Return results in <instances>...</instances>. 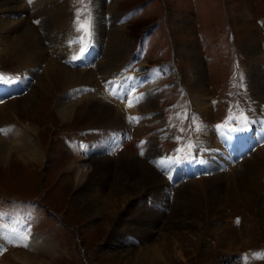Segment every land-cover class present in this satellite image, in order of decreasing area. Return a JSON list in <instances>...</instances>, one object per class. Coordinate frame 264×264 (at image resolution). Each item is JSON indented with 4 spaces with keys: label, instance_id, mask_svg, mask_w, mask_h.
<instances>
[{
    "label": "rangeland",
    "instance_id": "1",
    "mask_svg": "<svg viewBox=\"0 0 264 264\" xmlns=\"http://www.w3.org/2000/svg\"><path fill=\"white\" fill-rule=\"evenodd\" d=\"M24 1L28 19L44 40L50 58L55 57L51 53L54 52L63 57L62 64L69 70L90 69L97 75L99 86L87 90L90 94L104 90L111 97L106 91L111 85L106 74L114 68H122L117 77H114L116 70L108 77V80L116 78V83L120 78L132 80V77L146 75L150 76L149 81H157L152 87L145 85V90L138 91L139 94L136 91L139 88L133 87L132 82L124 83L128 85L127 92L120 91L125 94L120 100L124 105L121 109H118L121 105L115 108L122 112L126 122L127 134H122L118 126H113L112 118L102 112L95 117L87 103L73 118L61 120L55 101L65 91L61 87L42 94L44 83L40 79L44 78L45 65L41 70L31 69L22 75L19 58L0 56L1 82L15 85L22 83L23 78L27 82L24 81L25 87L18 95H5L2 102L11 104L17 97L18 100L23 98L22 104L26 105L38 98L31 111L19 113L9 123L25 129L24 126L35 121L40 127L38 134H34L35 141L43 145L46 156L49 153L48 159L39 165L26 163L16 156L0 164V207L24 212L20 217L19 213L13 215L14 221L8 220V223L3 221L8 214H1L0 226H11L15 219L20 221L27 217L32 225L29 230L46 236L57 250L53 255H40L24 243H6L0 248V264H25L21 257L11 253L13 250L40 258L46 264H141V259H133L134 254L119 255L123 247L115 245L113 234L127 229L130 234L125 238L133 239L134 228L140 229L141 224L151 218L148 208L161 213L156 215L157 230L162 233L159 238L166 234L173 238L170 239L173 242L171 256L161 264H234V261L236 264H264V209L253 201L235 199L227 192L232 186L230 182L235 180L240 182L249 176L259 180L256 171L254 175L249 172L260 165L264 168V143L256 142L252 152L227 160L220 154L226 151L219 141L223 132L220 129H252L253 136L258 129L254 123L264 124V92L254 82L256 69L260 67L264 71V66L259 63L254 68L250 53L251 46H256L264 58V0H101L100 14L95 7L96 0H63L73 18L71 30L75 36L91 38L94 30L99 45L94 61L82 67L71 65L70 60L76 57L70 53V45L75 42L73 38L65 36L60 45L53 47L58 41L54 39L60 38L52 37L59 31L54 30L51 17L43 14L37 1ZM119 40L126 44L121 47ZM156 66L166 70L160 82L157 76L151 77L150 71ZM195 81L205 83L213 107L216 140H211L210 144L200 137L203 117L193 106L190 92V85ZM262 82L264 77L260 84ZM144 95L152 96L151 100L139 102V96ZM6 134L0 122V135ZM117 137L123 141L116 150L105 147ZM94 141H101L100 149L105 147L107 153L96 151L90 161L72 169V148L81 146L87 153L96 148ZM105 154L109 162H105L101 174L107 179L105 185H100L91 173L93 161ZM186 156L193 164L208 165V171L202 174L198 168L195 179L192 175L189 180L176 178L172 181V173L179 169L177 157ZM128 163L131 165L127 166ZM122 167L139 174L152 175L153 172L160 180L139 196L137 205H128L124 214L116 212L111 218V214L101 211L88 218L85 203L78 200L80 192L84 190L89 196L92 187L103 190L101 195L119 192L121 175H125V170L118 175ZM83 175L87 177L82 180ZM133 180L136 184V179ZM160 181L164 184H159ZM262 184L259 188L253 186L257 187L259 200L264 202ZM162 188V193H157ZM117 196L125 198L127 193L122 191ZM216 209L226 217L213 221L212 228L221 226L224 230L210 233V243L206 246L201 244V237L209 225L208 216L211 217ZM119 217L122 220L119 221ZM94 227L98 228L93 231ZM134 246L141 247V244Z\"/></svg>",
    "mask_w": 264,
    "mask_h": 264
},
{
    "label": "bare ground",
    "instance_id": "2",
    "mask_svg": "<svg viewBox=\"0 0 264 264\" xmlns=\"http://www.w3.org/2000/svg\"><path fill=\"white\" fill-rule=\"evenodd\" d=\"M35 1H37L38 5L42 6L43 14L48 17H51V19L49 20L53 22L55 26L54 30H56V32L59 31L52 36V37L60 38V39H54L58 41L52 44L53 47L60 45L64 40L63 38H65V36H68L70 38H73V40L75 41L73 44L70 45L71 48L70 53L72 56L74 55L77 56L79 54V51L81 50L80 48L81 46L80 43L76 42L75 33L71 30V25H73V18L71 17L69 10H67L65 5L62 3L63 0H32L31 3ZM95 7H97V11L99 14L102 13L103 5L101 0L95 1ZM32 9L38 13L35 6H33ZM3 12L6 15H3L2 14ZM28 18H29L28 7L26 6L24 0H0V34H6V36H2V37L0 36V56L10 57L11 55L16 57L17 59L19 58L18 59L19 70L22 75L28 74L31 69L33 70L38 68L39 70H41L45 65L42 70L43 71L42 74L44 75V78L40 79V82L42 81V83H44L42 94L43 93L48 94L49 92L51 93L53 89L55 90L61 87L64 88L65 91L64 94L62 93V95L59 96L58 99H56L55 101L56 112L59 118H61V120L63 119L66 121L69 120L70 118H73L76 115L77 111L83 108L82 107L83 104L87 103L88 108L91 110L92 114L95 117L96 116L98 117L99 113L102 112L103 114L106 115V117L112 118L111 121H113V126L114 124L116 125V127L118 126L119 128L117 130H119V132H121L122 134H127V130L124 128L126 125L125 119L123 117L122 112L118 110L121 109L124 103L120 102L119 99L118 101L112 100L111 97L109 98L105 94L104 90L101 91L100 93L98 92L97 94L96 93L90 94L87 90H89L91 87L93 88L99 86L97 75L94 74L93 71L90 69L81 70V71L69 70L62 64L61 59H63V57H60L59 54H56L54 52L51 53L55 57L50 58L51 55L49 56V50H46L44 48V40L42 39L40 34H38L36 29L32 25L31 20ZM101 35L103 34L100 32L99 37H101ZM124 44H126L124 40H119V45H121V47ZM250 53L253 56L252 62L255 66L254 68H257L259 66V63H261L260 64L261 66L262 65L264 66V61H263L264 58L260 54V50L258 47L251 46ZM109 63H111L110 60ZM259 68L260 67H258L255 71L254 82L256 87L258 86L259 88H261L260 91L264 92V87L261 86L264 85V82L260 84L261 77H264V71H262ZM121 69L122 68H114L109 72H107L106 74L107 81L112 82L114 77H117ZM113 70H116V73L114 74L113 79L108 80V77ZM150 72L151 74H153L152 75L153 77L154 75H156L160 82L161 76H159V68L157 67L153 68L151 69ZM38 77L39 75L37 76V78ZM142 77L143 78L140 79L132 78V80H129V82L131 81L133 82L136 88H139V90H136L137 93L138 91H142L143 87H146L145 85L150 84V86L152 87L156 84L157 81V80L149 81L150 79L149 75ZM23 80L26 82L24 78ZM27 81L28 82L30 81V77L27 78ZM122 82H124V80H122ZM143 83H145L144 86ZM204 84L201 83V81H195L190 85V92L192 95L191 97H192L193 106L196 107L197 112H200L201 116L203 117L204 124H202L201 126L202 127V132L200 134L201 140L203 142H208V144H210L209 142H211V140L213 141L216 140V134L213 131V127H214L212 121L213 107L211 102L209 103V98L207 97L208 92L207 89L204 87ZM21 86L25 87V84L22 83ZM19 88L20 86L15 87L14 88L15 92ZM102 96L105 97L101 99ZM151 97L152 96L145 97L144 95V96H139L138 99L139 102H143L145 100L144 102L147 103L149 102V100H151ZM1 101L2 99H0V102ZM36 101H34V103L30 101V103L23 105L22 104L23 98L18 100L17 97H15V101L11 102V104H6L4 101L0 105V122L2 123V132L8 133L6 134L7 136L0 135V164L5 162L8 163L9 161L13 160L15 156L17 157V159H21L26 163L27 161H29L37 165H39L42 162L44 163V159H48L49 153L46 156V151L43 145L35 141L34 134L37 135L40 130L39 125L35 121H32L34 124L31 123L29 125L24 126L25 129H18V127L14 125L15 123L13 124L9 123L11 122V119L15 116H18L19 113L21 112L28 113L29 111H31ZM117 105H121V106L118 108ZM130 107H132V105ZM115 108L118 109L116 110ZM263 128L264 127H261L259 129L260 136L264 131ZM31 130L33 131L31 132ZM217 131L219 132V129ZM227 133L230 134L228 130H226L225 133L222 132L220 134L219 141L223 149H225L226 151V154H224L223 151H221L220 154L224 156L225 159L228 160V159H232V157L235 156L234 155L235 150L233 149L232 146L230 147V149L227 148L226 146L227 138H228ZM230 135L233 136L232 134ZM115 141H117V143H114ZM115 141H112V143L107 144V146L105 147H107L109 150L112 148L116 150L118 144L123 140L117 137ZM99 142L101 141H98L97 143L96 141H94V143H96V148H92L87 153L83 151L84 149H82L81 146L72 148L73 151L71 150L70 151L74 152L73 154L74 156H73V161L71 162L70 165L71 168L72 169L77 168L79 165H81V163L90 161L92 159L91 155L95 154L94 152L96 151L106 152L105 147L100 149L102 146L100 147ZM217 160H219L218 157ZM105 162L106 163L109 162V159H107V154L101 156L100 158H97L96 161H93L94 168H93V173H91V175H93L95 178L99 180L100 185H105L104 180L107 179L105 177H102L101 174V171L106 166ZM130 165L131 163L127 166ZM96 169L100 170V173L96 172ZM260 169H264L263 166L261 167L260 165V167L258 168H252L250 169L249 172V175H254V171H256L259 180L257 179L254 180L253 178L251 179V176H249L250 179L248 178L247 180L242 179L240 180V182L236 180L230 182L232 186L230 185V189L229 191H227L228 194L233 198L244 202L253 201L258 205V207H260V209H264V202L259 200L258 198L259 196L257 194V187L259 188V184L263 183L262 185H264V170H260ZM123 170H125V175L123 174L121 175L120 183L122 186L120 187V189H118V191L119 192L124 191V193H127V196L125 198L124 197L118 198L117 194L119 192L113 193V191L106 193L105 195L103 194L101 195L100 192H102L103 190H100L99 187H92L89 196L85 193L84 190L80 192L78 200L79 202L85 203V212L87 213L88 218L95 217L96 214H100L101 211L104 213L111 214L110 216L111 218L114 217V214L116 212L117 213L120 212V214H124V211L127 210V207L129 209V206L131 204L137 205V202L140 199L139 196L142 195V193H144L145 190L150 185L153 186L152 185L153 183L160 180V179L158 180L159 176L153 172L152 175L150 173L143 174L142 172H141L142 174H139L135 170L129 171V169L126 170L123 169V167L118 170V175H120L123 172ZM100 176L101 178H98ZM86 177L87 175H83L82 180ZM133 178L136 179L135 180L136 184ZM258 181H260L261 183H258ZM158 183L160 184L163 182L160 181ZM133 186L134 189L132 188ZM162 190L163 188L157 191V193L160 192L159 194H161ZM218 190L220 192L222 191L221 189ZM218 210L220 209L218 208ZM218 210L216 209L215 212L212 213L211 217L208 216L207 222L209 220V225L207 228L204 227L206 229V232L203 233L201 237V244L203 245L207 246L208 243H210V240L208 238L210 233L216 234L215 232L216 230L218 229L222 231L224 230V227L221 226L212 228L213 221H216L220 218L225 219L226 217L224 212L222 211L219 212ZM148 211L150 213L151 218L149 220L146 219V222L141 224L140 229L134 228L135 233L131 232L132 233L131 238L133 239L125 238L130 234V232L127 231V229L126 230L122 229V232L115 231V233L113 234V239H115L114 242H116L115 245L117 247H123L122 250H120L119 253L120 256L124 254H132V255L134 254L133 259H141V264L142 263L161 264L162 262H164L165 259H168V257L171 256V249L173 242L170 241V239L173 238H171L167 234L159 238L162 233L160 229L157 230V226L159 222H158V218L156 217L158 215L160 216L161 213L160 212L155 213L153 209L150 210L149 208ZM152 212H154L153 213L154 215L152 214ZM120 220L122 219H120L119 217V221ZM15 224L16 225H13L14 226L13 228L0 232V246H5L6 243L21 242L24 243L28 249L34 250L40 255L43 253L44 254L48 253L49 255H53V252L57 253L54 244L50 243V240H48L46 236L40 233L32 232L27 228V226L17 223ZM97 228L98 227H94L93 231H95ZM136 243H140L141 247L136 248L134 246V244L136 245ZM12 252H14L15 254ZM11 253L16 257H21L23 261L22 263L25 264H33L34 261H36V264H46L45 262L39 260L40 258H32L31 256L26 254H19V252H15V250L11 251ZM233 263L236 264V261H234Z\"/></svg>",
    "mask_w": 264,
    "mask_h": 264
},
{
    "label": "snow or ice",
    "instance_id": "3",
    "mask_svg": "<svg viewBox=\"0 0 264 264\" xmlns=\"http://www.w3.org/2000/svg\"><path fill=\"white\" fill-rule=\"evenodd\" d=\"M32 2V0H29V3H31ZM79 15V14H78ZM36 23H39V21H35ZM81 27H83V25L81 26ZM129 106H131V104H129ZM181 131H183V129H181ZM179 151V150H178ZM178 162V161H177ZM26 246V245H25Z\"/></svg>",
    "mask_w": 264,
    "mask_h": 264
}]
</instances>
